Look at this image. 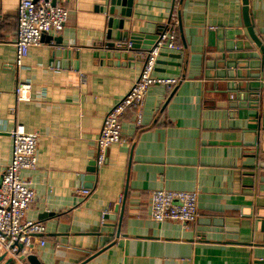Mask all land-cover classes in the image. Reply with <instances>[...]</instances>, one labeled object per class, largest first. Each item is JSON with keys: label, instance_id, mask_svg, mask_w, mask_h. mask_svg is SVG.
<instances>
[{"label": "crops", "instance_id": "1", "mask_svg": "<svg viewBox=\"0 0 264 264\" xmlns=\"http://www.w3.org/2000/svg\"><path fill=\"white\" fill-rule=\"evenodd\" d=\"M55 2L68 9L64 28L17 69L18 0H0V172L14 126L38 136L36 167L21 171L35 193L25 216L45 226L30 254L42 264H264V0H246L260 46L243 0H134L135 31L175 17L177 46L154 74L180 81L148 88L140 124L124 112L123 142L95 175L103 118L142 63L109 48L120 31L108 34V0ZM18 81L30 100L16 101ZM156 189L195 191L196 219L154 220Z\"/></svg>", "mask_w": 264, "mask_h": 264}, {"label": "built area", "instance_id": "2", "mask_svg": "<svg viewBox=\"0 0 264 264\" xmlns=\"http://www.w3.org/2000/svg\"><path fill=\"white\" fill-rule=\"evenodd\" d=\"M69 16L68 9L53 5L51 0H18L17 30L15 38L14 66L18 69L32 45L41 42L44 34L61 31ZM157 33V39L149 49H133L129 40H116L114 49L131 54L141 61L138 77L129 90L113 104L103 118L98 137L95 140V169L106 161V152L112 144H122L121 117L128 109L137 110L136 123L140 124V114L148 88L153 84L175 86L179 78L157 76L154 74L157 60L163 49H173L175 17L168 15ZM31 84L18 81L14 88L16 101L30 100ZM11 152L8 163L0 172V255L5 264H26L35 243L45 245L43 237L45 226L36 220L27 219L25 214L35 193L30 183L21 176L22 170L36 167V146L38 136L26 132L21 125L14 126L9 132ZM88 190H83L87 194ZM150 215L156 221L178 222L183 227L192 223L197 215V193L195 191L156 189L151 192Z\"/></svg>", "mask_w": 264, "mask_h": 264}, {"label": "water", "instance_id": "3", "mask_svg": "<svg viewBox=\"0 0 264 264\" xmlns=\"http://www.w3.org/2000/svg\"><path fill=\"white\" fill-rule=\"evenodd\" d=\"M243 19H244V23L248 28L249 34L250 36L255 40L256 44H258L260 46L259 41L257 40L256 36L253 33V27L250 24V20H249V16H248V7H247V2L246 0H243ZM52 4L55 5L56 2L55 0H51ZM109 2V8H108V13H109V19H108V34L110 36L111 31H112V27L113 25L115 26V28L120 31L119 36L114 35L113 41L112 43L109 45V48L112 50L114 49V42L116 40H129L132 42V48L133 49H149L155 42V40L157 39V33L155 34H143L140 31H135L134 27H135V20H131L129 21V18L132 15V7L134 4V0H108ZM116 7H120V13L119 15L121 16L119 19L118 18L115 19L114 21V16L117 14L116 13ZM127 20V24L128 26L126 28H124V22ZM114 21V23H113ZM144 39H147L144 42ZM144 44V45H143ZM120 52V51H119ZM164 51H162L160 53V55H165V53H163ZM170 56L173 57H179L178 55L175 54H171ZM264 61V60H263ZM162 64L164 63L163 60H157V64ZM89 172L93 175H95L96 169H95V163H91V166L89 167ZM3 260V255H0V264H5V262H2ZM26 260L28 261L29 264H42L36 255H32L29 254L26 257Z\"/></svg>", "mask_w": 264, "mask_h": 264}, {"label": "trees", "instance_id": "4", "mask_svg": "<svg viewBox=\"0 0 264 264\" xmlns=\"http://www.w3.org/2000/svg\"><path fill=\"white\" fill-rule=\"evenodd\" d=\"M168 21H169V19H168V18H165V22H164V23H167ZM168 26H169V27H168L169 29H173V30H174V42L176 43V41H175V40H177V39H176V31H175V26H176V25H174V24H169ZM25 263H26V264H29L28 261H27L26 259H25Z\"/></svg>", "mask_w": 264, "mask_h": 264}, {"label": "rangeland", "instance_id": "5", "mask_svg": "<svg viewBox=\"0 0 264 264\" xmlns=\"http://www.w3.org/2000/svg\"><path fill=\"white\" fill-rule=\"evenodd\" d=\"M99 135V134H98Z\"/></svg>", "mask_w": 264, "mask_h": 264}]
</instances>
